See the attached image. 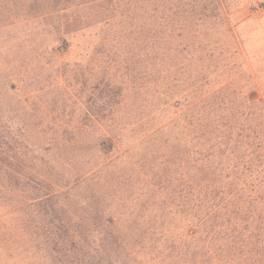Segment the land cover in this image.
Listing matches in <instances>:
<instances>
[{"label": "rangeland", "instance_id": "1", "mask_svg": "<svg viewBox=\"0 0 264 264\" xmlns=\"http://www.w3.org/2000/svg\"><path fill=\"white\" fill-rule=\"evenodd\" d=\"M262 181L264 0H0V264H264Z\"/></svg>", "mask_w": 264, "mask_h": 264}, {"label": "trees", "instance_id": "2", "mask_svg": "<svg viewBox=\"0 0 264 264\" xmlns=\"http://www.w3.org/2000/svg\"><path fill=\"white\" fill-rule=\"evenodd\" d=\"M258 159V157L256 158ZM254 163V159L249 161V166L244 171H249L251 173L252 165ZM247 173V172H246ZM252 174V173H251ZM258 190H249L251 192L248 193L246 199H243V195H246L244 192L245 189H248V184L244 182V187L241 188L237 185L234 190L231 191V195L233 198L230 200L234 206V209L230 211L233 216L240 215V227L238 225H234L235 232L238 235V238H242L246 233L247 241H244L248 246L252 247L257 251L259 261H264V181L260 182ZM256 191V192H255ZM251 193H254V196H251ZM83 210V208H79V211ZM94 220L98 223L101 221V216L98 213L95 214ZM111 219L106 220V223L111 224ZM80 227V226H79ZM91 232L96 231V227L90 229ZM81 232H78L80 236ZM95 234V233H94ZM115 239H112L111 244H116ZM260 255V258H259Z\"/></svg>", "mask_w": 264, "mask_h": 264}]
</instances>
